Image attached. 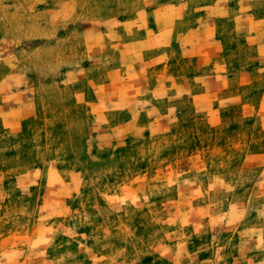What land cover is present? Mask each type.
<instances>
[{
    "label": "rangeland",
    "instance_id": "obj_1",
    "mask_svg": "<svg viewBox=\"0 0 264 264\" xmlns=\"http://www.w3.org/2000/svg\"><path fill=\"white\" fill-rule=\"evenodd\" d=\"M0 264H264V0H0Z\"/></svg>",
    "mask_w": 264,
    "mask_h": 264
}]
</instances>
